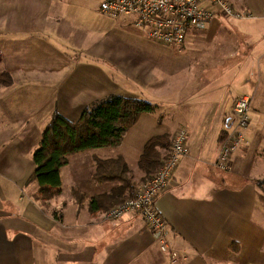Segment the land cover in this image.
Instances as JSON below:
<instances>
[{"label": "crops", "instance_id": "obj_1", "mask_svg": "<svg viewBox=\"0 0 264 264\" xmlns=\"http://www.w3.org/2000/svg\"><path fill=\"white\" fill-rule=\"evenodd\" d=\"M229 1L252 16L217 17L206 29L190 33L181 45L161 43L166 45L163 51L176 53L170 59L177 60L165 56L161 63L155 62L162 75L136 63L117 62V71L126 69L121 83L127 90L121 95L147 99L155 110L143 113L127 131L117 154L98 149L72 154L60 170L61 187L49 199L41 198L31 177L34 151L49 122L42 118H50V111L33 107L32 113L41 116L38 124L24 109L0 107V264H264V196L258 184L264 179V13H256L248 0ZM101 3L0 0L4 11L10 8L7 26L25 31L27 38L38 37L39 45L51 50L44 57L47 65L39 68H50L54 75L68 61L57 44L74 38L90 45L84 34L89 24L85 8L100 21ZM97 23L93 30L101 27ZM24 24L31 27L29 31ZM50 32L61 33L59 40L47 36ZM1 64L10 71L4 56ZM62 89L72 90L67 83ZM242 94L251 95L247 141L233 153L231 169L224 170L217 165L221 139L233 118L234 101ZM54 95H59L58 89ZM101 98L88 95L79 101L91 104H83L87 108L105 97ZM181 128L189 131V153L156 201L177 252L173 258L161 251L139 214L106 216V209L130 191L123 179L100 181L95 171L97 157L123 155L137 190L149 177L140 165L148 140L166 135L167 146L162 148L166 152ZM99 196L103 199L92 209L93 198Z\"/></svg>", "mask_w": 264, "mask_h": 264}, {"label": "rangeland", "instance_id": "obj_2", "mask_svg": "<svg viewBox=\"0 0 264 264\" xmlns=\"http://www.w3.org/2000/svg\"><path fill=\"white\" fill-rule=\"evenodd\" d=\"M248 1L256 13H264V0ZM237 7L241 8L240 4ZM9 9L4 11V6L0 4V53L7 62L13 76V83L9 86L0 87V107H15V111L19 109L23 111L24 109L27 113L32 114V121L38 124L41 123V116L38 113H32L33 107H47V112L50 111V118L47 115L46 118H42V121L48 119L50 122L55 111L65 112L70 118L79 116L86 106L91 105L79 101V99L85 100L88 95L102 98L111 94L121 95V92L127 90L121 83V79L126 77V69L117 71V62L121 59L127 62L129 66L136 63L143 70L151 68L159 74H161L160 69L155 67V62L161 63L162 59L166 58L165 56L171 62L177 61L170 59V57H176L175 52L163 51L166 45L153 40L144 32L132 30L131 26H135L130 18L112 19L99 11V15L103 18L98 21L99 16H96L91 9L85 8L89 24L88 26L85 25L84 34L88 35L90 45L85 47L74 38L67 43H56L59 47L58 50L66 53L65 57L68 61L63 66L61 73L58 72L57 75H54L50 68L44 70L39 68L47 65L44 57L51 50L40 46L38 37L27 38L28 33L25 31L17 32L12 30L10 25L7 26L6 17ZM236 21L246 22L247 20ZM94 23L100 24L101 27L93 30ZM25 26L26 30L29 31L31 27L27 28V25L24 24ZM58 34L61 33L50 32L47 33V36H51L55 42L59 40ZM57 54V57L61 58L59 52ZM4 64L6 65L5 62ZM0 66L1 68L4 67L3 64ZM86 77L90 78L85 81ZM65 83L72 89L71 92L62 89ZM57 89L59 95L56 97L54 94ZM35 92L37 93L36 96H34ZM141 129L147 132V129ZM98 150L102 154H107V152L117 154V147H104L98 148ZM262 181L264 182V179L260 180L258 184L261 188V194L264 196V183Z\"/></svg>", "mask_w": 264, "mask_h": 264}, {"label": "built area", "instance_id": "obj_3", "mask_svg": "<svg viewBox=\"0 0 264 264\" xmlns=\"http://www.w3.org/2000/svg\"><path fill=\"white\" fill-rule=\"evenodd\" d=\"M101 14L112 18H130L133 25L153 40L181 45L193 31H202L217 17L243 19L252 16L229 0H102ZM251 95L238 96L233 105L234 118L222 135L217 165L231 169V157L246 141L250 124ZM187 128L175 134L166 157L157 172L142 182L134 197L111 207L106 216L117 219L133 212L149 225L161 251L176 258L167 235V221L156 207L159 195L172 178L181 158L189 153Z\"/></svg>", "mask_w": 264, "mask_h": 264}, {"label": "trees", "instance_id": "obj_4", "mask_svg": "<svg viewBox=\"0 0 264 264\" xmlns=\"http://www.w3.org/2000/svg\"><path fill=\"white\" fill-rule=\"evenodd\" d=\"M2 61L3 56L0 53V65ZM12 83L11 72L0 66V87L9 86ZM155 107V104L144 98L111 94L93 106L85 108L76 120L55 111L43 130L40 144L33 155L36 167L31 179L37 181L41 198L49 199L51 193L61 187L60 170L69 162L72 154L90 149L119 146L127 131L136 124L140 116L143 113L153 112ZM166 138V135L154 136L146 144L140 165L148 174V179L157 172L166 157L167 151L162 150L167 146ZM95 178L100 181L123 179L130 194L118 203L134 197L137 193L135 177L123 155L106 159L97 157ZM77 199L80 200V197L77 196ZM100 199L103 197L93 198L92 209L97 208L96 203ZM109 209L110 207L106 211Z\"/></svg>", "mask_w": 264, "mask_h": 264}, {"label": "bare ground", "instance_id": "obj_5", "mask_svg": "<svg viewBox=\"0 0 264 264\" xmlns=\"http://www.w3.org/2000/svg\"><path fill=\"white\" fill-rule=\"evenodd\" d=\"M246 18H247V17H246ZM206 28H207V27H206ZM206 28H205V29H206Z\"/></svg>", "mask_w": 264, "mask_h": 264}]
</instances>
